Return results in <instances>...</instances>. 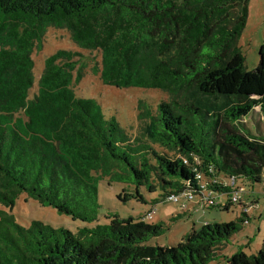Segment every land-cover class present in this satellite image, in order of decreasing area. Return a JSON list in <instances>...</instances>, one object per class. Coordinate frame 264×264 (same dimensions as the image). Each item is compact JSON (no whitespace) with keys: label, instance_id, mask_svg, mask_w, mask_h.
<instances>
[{"label":"trees","instance_id":"trees-1","mask_svg":"<svg viewBox=\"0 0 264 264\" xmlns=\"http://www.w3.org/2000/svg\"><path fill=\"white\" fill-rule=\"evenodd\" d=\"M248 17L249 0H0V204L26 193L93 222L105 177L168 199L195 189L197 172L219 194L234 189L219 176L244 178L252 196L262 186L264 135L242 123L257 107L264 118V44L258 66L246 70L239 39ZM49 26L68 29L90 54L57 50L36 84L32 51ZM94 52L103 83L168 94L156 105L139 101V136L78 96ZM146 214L113 215L78 235L39 220L24 226L0 209V264H215L221 245L250 222L243 212L193 228L175 245H153L165 229ZM225 264H264V242Z\"/></svg>","mask_w":264,"mask_h":264},{"label":"rangeland","instance_id":"rangeland-1","mask_svg":"<svg viewBox=\"0 0 264 264\" xmlns=\"http://www.w3.org/2000/svg\"><path fill=\"white\" fill-rule=\"evenodd\" d=\"M263 44L264 0H249V17L239 39V48L245 58L246 70H254L258 66L260 48ZM59 49L76 50L84 55L90 54L88 50L81 48L74 41L68 29L49 26L43 36L35 41L32 51L36 84L39 82L46 59ZM92 56L94 57L89 58V66L85 70L84 79L76 86L78 96L93 98L101 104L108 117L116 116L121 125L133 137L139 136L143 131L138 121L139 101L144 100L156 105L161 100L169 99L168 94L161 89L120 88L105 84L99 75L93 73V67L97 61H100L101 56L97 52H94ZM35 91L36 88L31 90V96ZM242 126L251 134L264 135V118L258 107L243 119ZM211 127L212 122L207 121L204 125V131L209 133ZM217 179L227 184L231 183V180L226 176L221 175ZM240 181L249 190L250 183L243 178H239L238 182L240 183ZM136 187V184L129 179L110 181L108 177L103 178L99 182L100 207L97 212L98 218L93 222L83 221L61 213L52 206H44L26 193L21 194L13 206L4 207L0 204V209L14 214L17 222L24 226H29L34 220H39L48 226L56 229L67 228L79 235V232L86 227L94 228L99 224H109L113 215L140 219L150 210L156 208L152 218H147V222L163 224L165 230L162 234L152 237L148 241V244L153 245H175L181 242L193 227L200 229L207 221H236L238 217L242 216V209L237 204H232L229 210L224 208L230 199L228 193L218 196L217 202L221 207H203L197 205L198 200L196 199L187 200L181 197L179 202H173L166 198L161 199L160 190L149 192L141 188L139 195ZM262 190V186L258 184L257 189L252 194L255 198H259V201L250 210V222L242 223L240 230L224 242L226 246H231V249L223 252L225 248H222L213 263L225 264L226 257H231L241 250L252 255L257 254L261 249L264 242V194Z\"/></svg>","mask_w":264,"mask_h":264},{"label":"built area","instance_id":"built-area-1","mask_svg":"<svg viewBox=\"0 0 264 264\" xmlns=\"http://www.w3.org/2000/svg\"><path fill=\"white\" fill-rule=\"evenodd\" d=\"M184 162H188V158H184ZM195 162L198 163V160L195 159ZM239 177L233 176L230 178L231 183L229 184L230 186H234V189L231 193H229V201L228 203L225 204L224 208L226 205H228L230 202L232 204H237L241 207L242 213H250V210L252 207H254L253 201H251L250 198L247 197L249 195L250 191L248 188L238 182ZM262 186L263 190L262 193L264 194V173L262 177ZM223 194L216 193L215 191L208 189V184L205 181L203 174L201 172H197L196 177H195V189H185L181 193H171L168 196V200L173 201V202H179L181 197L185 198L187 200H198L197 205H202L203 207H214V206H219L221 207L218 202L217 198L218 196H221ZM156 208L150 210L146 214V219L147 218H152L153 214L155 213ZM243 216V214H242ZM246 223H248V218H246Z\"/></svg>","mask_w":264,"mask_h":264},{"label":"crops","instance_id":"crops-1","mask_svg":"<svg viewBox=\"0 0 264 264\" xmlns=\"http://www.w3.org/2000/svg\"><path fill=\"white\" fill-rule=\"evenodd\" d=\"M244 179V178H243ZM224 183H226V182H224ZM240 183H243V182H241L240 181ZM257 186L258 185H255L254 187H255V189L254 190H256L257 189ZM260 186H261V184H260ZM247 197L248 198H250L251 199V201H253V200H257V201H259V198H255V196H251L250 194L249 195H247ZM257 204H255L254 206H256ZM231 208V207H230ZM229 208V209H230ZM229 209H227V210H229ZM250 219H251V215H250ZM217 220V219H216ZM211 221H207V223H210ZM218 222H220V223H222V221H218ZM224 222V221H223ZM206 224V223H205ZM194 226H195V224H194ZM193 228H195V227H193ZM221 248H225V250H223V252H227V251H229L230 249H231V246H226L224 243L221 245Z\"/></svg>","mask_w":264,"mask_h":264}]
</instances>
